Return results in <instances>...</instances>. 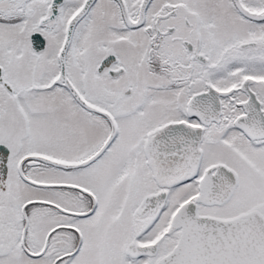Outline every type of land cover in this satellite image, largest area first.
<instances>
[{
    "label": "snow or ice",
    "instance_id": "snow-or-ice-1",
    "mask_svg": "<svg viewBox=\"0 0 264 264\" xmlns=\"http://www.w3.org/2000/svg\"><path fill=\"white\" fill-rule=\"evenodd\" d=\"M0 264H264V0H0Z\"/></svg>",
    "mask_w": 264,
    "mask_h": 264
}]
</instances>
